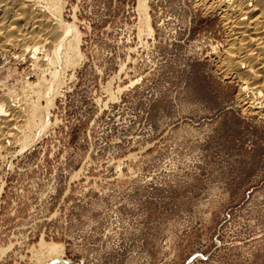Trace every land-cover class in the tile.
<instances>
[{
  "label": "rangeland",
  "instance_id": "1",
  "mask_svg": "<svg viewBox=\"0 0 264 264\" xmlns=\"http://www.w3.org/2000/svg\"><path fill=\"white\" fill-rule=\"evenodd\" d=\"M63 1L74 61L0 43V108L23 112L0 140V264H53L44 243L58 264H264V95L243 105L223 71L222 14L148 0L149 32L139 0Z\"/></svg>",
  "mask_w": 264,
  "mask_h": 264
},
{
  "label": "bare ground",
  "instance_id": "2",
  "mask_svg": "<svg viewBox=\"0 0 264 264\" xmlns=\"http://www.w3.org/2000/svg\"><path fill=\"white\" fill-rule=\"evenodd\" d=\"M35 1L36 0H0V43L2 45L9 43L14 48L28 53L33 52L38 44L51 42L54 45V55L52 53L53 57L50 56L48 61L49 64H53V66L55 63H58L57 65H59L62 57L61 55L65 57L66 62H71L70 60L74 55L81 56L82 34L75 25L68 24L63 19L65 8L64 1L45 0L47 2L45 9H39V7L36 6ZM199 1L200 6L221 13L226 21L230 33L229 38H227L224 54L221 56V58L223 57V71L227 75H234L235 77L237 76L240 78V82H242L240 88L241 102L243 105L248 104L251 106V100L254 97L261 94L264 95V0ZM148 7V0H139V8L142 15V20L140 22L141 26L144 28L146 27L149 32H153L152 16L149 13ZM54 19H56V21H53ZM141 26L140 28H142ZM33 45H35V48H33ZM32 56L34 57V55ZM44 60H46V58ZM67 65H69V63ZM55 72L56 75H58L56 70ZM49 87L50 89L46 91L43 96V98H46L45 100L47 101V104L44 107L46 114L44 116L42 115L39 120L41 129L49 124V111L54 107V98L57 97L55 96L56 91L54 92L55 88L53 90L51 86ZM37 105L35 104V106ZM8 106L10 110L8 111L9 113L5 112V109L2 106L0 108L1 113L4 115L6 114L5 116L0 117V140L17 141L16 137L21 136H17V131L19 126L18 123L23 117V112L18 110L19 108L17 109L16 105L15 107L12 104H9ZM39 108L44 110L43 107ZM31 115L33 114H30V116ZM30 116L28 120L30 119ZM31 121H33V119ZM27 124L28 123H26V125L24 124L25 127ZM40 127H38V129ZM42 130L40 131L42 132ZM29 138L30 136L27 135L23 139H20V141L23 140L22 150L28 148L31 144L28 143ZM42 245L40 255L38 253L39 261H46L51 258L56 261H53V264H58V262H60L58 257L63 253L62 245L57 243H44ZM50 261L48 260V262Z\"/></svg>",
  "mask_w": 264,
  "mask_h": 264
},
{
  "label": "built area",
  "instance_id": "3",
  "mask_svg": "<svg viewBox=\"0 0 264 264\" xmlns=\"http://www.w3.org/2000/svg\"><path fill=\"white\" fill-rule=\"evenodd\" d=\"M44 139V138H43Z\"/></svg>",
  "mask_w": 264,
  "mask_h": 264
}]
</instances>
